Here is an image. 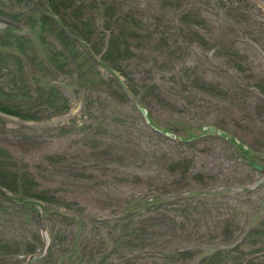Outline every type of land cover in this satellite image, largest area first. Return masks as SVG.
<instances>
[{
  "label": "rangeland",
  "instance_id": "374dc122",
  "mask_svg": "<svg viewBox=\"0 0 264 264\" xmlns=\"http://www.w3.org/2000/svg\"><path fill=\"white\" fill-rule=\"evenodd\" d=\"M32 1L0 0V264H264V0Z\"/></svg>",
  "mask_w": 264,
  "mask_h": 264
},
{
  "label": "trees",
  "instance_id": "16d2710c",
  "mask_svg": "<svg viewBox=\"0 0 264 264\" xmlns=\"http://www.w3.org/2000/svg\"><path fill=\"white\" fill-rule=\"evenodd\" d=\"M52 2L53 1H55V0H51ZM97 1H99V0H97ZM29 5H31L32 7L30 8V11H32L33 9H35L36 7H37V2L36 1H32V2H30V4H27L25 7H27L28 8V6ZM104 5H108L107 4V2H104ZM25 10V9H24ZM26 11V10H25ZM57 18V17H56ZM51 19V18H50ZM57 20L59 21V19L57 18ZM59 24L61 25V27L62 28H69V26L67 25V24H64V23H61L60 21H59ZM104 24H105V21H104ZM104 27H107V28H109L108 26H104ZM63 31V30H62ZM72 35H74L76 38H78V39H83V40H85V41H89L91 38H87V36H84V35H77V34H75V33H73V32H71V31H69ZM63 35H65V33L63 32ZM65 37L66 38H68V36L67 35H65ZM108 46V45H107ZM110 51V49H108V50H106V52H109ZM141 106V105H140ZM0 107H2V108H5V109H7V110H9V108H6L5 106H0ZM12 110H10V112H11ZM12 113V112H11ZM17 115H19V114H17ZM147 115H148V118H149V120H150V122L153 124V125H155L156 126V124L152 121V119H151V117L149 116V114L147 113ZM19 116H23V115H19ZM165 130H167V129H165ZM2 181V183H3V185L2 186H4L5 188H7V189H10V187H12L11 185H10V183L9 182H6V181H4V180H1ZM11 189H14V188H11ZM29 194V197H31V196H34L35 198H39V199H45V197L46 196H44L43 194H40V193H36V192H29L28 193ZM95 219V221H97V222H105V221H108V220H111V219H102L101 217H98V218H94ZM217 255H219V254H215L214 255V257L216 258L217 257ZM240 264H242V263H240ZM244 264H246V262L244 263Z\"/></svg>",
  "mask_w": 264,
  "mask_h": 264
},
{
  "label": "water",
  "instance_id": "95a60500",
  "mask_svg": "<svg viewBox=\"0 0 264 264\" xmlns=\"http://www.w3.org/2000/svg\"><path fill=\"white\" fill-rule=\"evenodd\" d=\"M140 109H141L143 114L146 113V110H145L144 107H140ZM204 128L206 129L207 132L219 134L220 136H223V137H228V133L227 132H225L223 130L216 129L211 124L205 125ZM252 164H253V166H255V167L259 168V169L262 168V164H260V163L253 162Z\"/></svg>",
  "mask_w": 264,
  "mask_h": 264
}]
</instances>
